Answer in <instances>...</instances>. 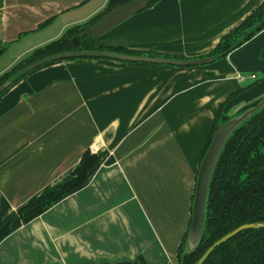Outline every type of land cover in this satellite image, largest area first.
Wrapping results in <instances>:
<instances>
[{
    "label": "crops",
    "instance_id": "1",
    "mask_svg": "<svg viewBox=\"0 0 264 264\" xmlns=\"http://www.w3.org/2000/svg\"><path fill=\"white\" fill-rule=\"evenodd\" d=\"M261 1L155 0L95 43L208 56ZM89 2L0 0L2 53L44 20L58 22L54 34L21 47L4 67L107 4L76 13ZM262 96L264 28L200 64L84 56L35 67L0 94V228L12 225L0 240V264H175L219 105L233 116ZM87 147L100 163L22 222L17 209L70 178Z\"/></svg>",
    "mask_w": 264,
    "mask_h": 264
},
{
    "label": "trees",
    "instance_id": "2",
    "mask_svg": "<svg viewBox=\"0 0 264 264\" xmlns=\"http://www.w3.org/2000/svg\"><path fill=\"white\" fill-rule=\"evenodd\" d=\"M124 1L127 0H107V4L95 15L87 18L82 23L68 26L56 38L36 46L29 55L19 59L18 62L4 70L0 75V84L7 78L17 76L11 82V84L14 83L20 77L26 75V73H20L21 67L36 58L56 51L104 48L116 52L139 53L121 45L99 46L89 32L84 33V35L80 34L91 24L97 22L103 13ZM148 1L147 6L155 0ZM48 21L49 19H46L39 25H44ZM262 28H264V0L249 11L247 16L240 22L223 34L206 55L225 56L235 46L243 43ZM74 36L78 37L77 43L72 40ZM4 48L5 46L2 44L0 54ZM261 98L242 106L237 112L257 103ZM222 108L223 103L219 105L216 112L213 132L220 122L232 116L224 114ZM83 151L70 178L58 183L52 190L29 198L17 209L18 217L22 222L39 215L55 203L56 199L79 186L87 177L88 172L102 160L101 155L91 151L89 147ZM210 181L202 237L195 248L185 251L187 231L177 247L175 264L193 263L214 240L244 222H255L256 224L239 230L236 234L214 246L201 264H264V104L252 111L247 118L233 129L219 154ZM11 230L12 225L10 222L1 227L0 240Z\"/></svg>",
    "mask_w": 264,
    "mask_h": 264
},
{
    "label": "water",
    "instance_id": "3",
    "mask_svg": "<svg viewBox=\"0 0 264 264\" xmlns=\"http://www.w3.org/2000/svg\"><path fill=\"white\" fill-rule=\"evenodd\" d=\"M148 0H127L121 3L116 4L115 7L103 13L100 19L91 24L88 28L84 29L80 34L89 32L91 36L96 38L101 32L115 26L118 22L126 19L128 16L132 15L134 12L144 8L148 4ZM74 43H77L78 37L74 36L72 38ZM69 57H111V58H121L126 60H142V61H154L160 63H172L177 65L184 64H200L204 62L211 61L217 56H200V57H173V56H159V55H148L141 53H126L121 51H113L109 49H93V48H84V49H68L63 51L52 52L51 54L36 58L34 61L29 62L20 68V73H28L37 66H40L44 63L51 62L54 59H62ZM17 76H12L7 78L0 84V94L8 88L12 80ZM264 104V96L255 104L250 107L235 113L230 118L222 121L214 129L212 138L207 145V149L203 154V157L199 163V169L196 176L195 190L193 195L192 202V217L188 226V233L186 243L184 245L185 251H189L199 243L205 223L206 217V205H207V194L210 185V179L214 168L216 166V161L219 157V154L223 148L224 143L232 134L233 129L245 118H247L252 111L256 110ZM256 223L254 222H244L239 224L237 227L231 229L230 231L221 235V237L214 240L210 245L207 246L206 250L200 255L193 263L191 264H201V262L206 258L208 253L214 248V246L220 244L223 240L228 237L236 234L239 230L252 227Z\"/></svg>",
    "mask_w": 264,
    "mask_h": 264
},
{
    "label": "rangeland",
    "instance_id": "4",
    "mask_svg": "<svg viewBox=\"0 0 264 264\" xmlns=\"http://www.w3.org/2000/svg\"><path fill=\"white\" fill-rule=\"evenodd\" d=\"M99 2H100V0H90V2H89L90 4H87V5L83 6L82 9L81 10H77L76 13H82L83 14V9H85L86 7H89L90 5H93V4H99ZM74 13H75V11H74ZM90 16H92V15H90ZM87 18L88 17L84 18L83 21L87 20ZM83 21H80L79 23H82ZM57 28H58V22L56 21V22H52L49 26L48 25L47 26L42 25V27H40L36 31L28 32V34L26 36H22V40L18 41V44L15 43L13 46L9 47V49L4 51L0 55V75L4 72V70H6L10 66H12L16 62H18L19 59L29 55V53L33 49H35L36 46H39V45H36L35 47H33L32 49H29L26 52L20 53L18 58H16L11 64H9L6 67H4V65H6L8 63V61L12 57L17 55V53L20 51L21 47H24L26 44L27 45L31 44V42L35 41L37 38H39L41 36H51L52 34H54L57 31ZM60 34L58 33L57 35H53L51 37V39L56 38ZM51 39L49 41H51ZM49 41H47V42H49ZM40 45H42V44H40ZM1 68H2V70H1Z\"/></svg>",
    "mask_w": 264,
    "mask_h": 264
},
{
    "label": "built area",
    "instance_id": "5",
    "mask_svg": "<svg viewBox=\"0 0 264 264\" xmlns=\"http://www.w3.org/2000/svg\"><path fill=\"white\" fill-rule=\"evenodd\" d=\"M256 74L255 73H251L250 74V77H255ZM237 77L240 78V79H243L244 78V74H242L241 72H238L237 73Z\"/></svg>",
    "mask_w": 264,
    "mask_h": 264
}]
</instances>
